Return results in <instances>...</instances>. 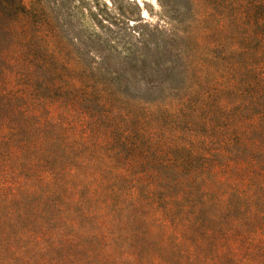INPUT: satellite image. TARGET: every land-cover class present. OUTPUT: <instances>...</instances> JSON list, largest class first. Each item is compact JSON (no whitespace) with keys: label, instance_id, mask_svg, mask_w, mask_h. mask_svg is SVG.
Instances as JSON below:
<instances>
[{"label":"trees","instance_id":"obj_1","mask_svg":"<svg viewBox=\"0 0 264 264\" xmlns=\"http://www.w3.org/2000/svg\"><path fill=\"white\" fill-rule=\"evenodd\" d=\"M203 2L191 51L142 71L146 98L108 69L0 51L2 208L141 264H264V0Z\"/></svg>","mask_w":264,"mask_h":264},{"label":"rangeland","instance_id":"obj_2","mask_svg":"<svg viewBox=\"0 0 264 264\" xmlns=\"http://www.w3.org/2000/svg\"><path fill=\"white\" fill-rule=\"evenodd\" d=\"M13 1L0 0V51L52 53L79 72L92 66L108 69L109 78L119 74L117 86L144 98L155 91L141 81L142 71L151 77L157 67L171 72L169 68L181 62L179 53L191 51L194 37L208 19L203 0ZM164 13L173 19H163ZM173 34L180 40L174 41ZM23 39L30 43L28 48L17 43ZM97 56L103 61L92 65ZM16 205L17 201L7 208L0 204V264H141L135 247L125 245L112 252V246H120H111L101 234L98 245L89 246L85 243L90 236L78 224L59 234L51 224H36L13 209Z\"/></svg>","mask_w":264,"mask_h":264}]
</instances>
